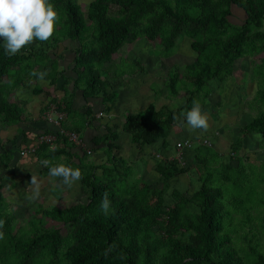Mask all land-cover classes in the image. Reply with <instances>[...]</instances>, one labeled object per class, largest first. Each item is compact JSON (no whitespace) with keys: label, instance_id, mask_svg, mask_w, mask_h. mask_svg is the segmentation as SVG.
Instances as JSON below:
<instances>
[{"label":"trees","instance_id":"16d2710c","mask_svg":"<svg viewBox=\"0 0 264 264\" xmlns=\"http://www.w3.org/2000/svg\"><path fill=\"white\" fill-rule=\"evenodd\" d=\"M52 2L59 20L48 40L34 39L35 43L8 56L0 38V124L19 127V136L5 142L0 137V180L5 184L17 177L21 160L31 168L41 165L39 178L50 176V165H42L43 159L51 165L64 162L81 169L82 176L74 183L81 187L84 199L65 207L36 203L27 223L21 224L23 219L9 214L13 203L0 191V264H264V163L246 165L238 154L255 136L264 149V109L242 126L229 159L219 168L209 161L215 157V149L202 147L206 144L195 148L193 166L199 179L193 191L172 183L192 170V165L182 167L176 159L160 160L156 169L164 187L159 192L148 185L141 188V180L131 179L132 168L118 152L117 126L105 125L102 133L92 136L93 149L104 150V157L89 156L87 137L80 129L94 126L98 121L94 116L105 113L92 106H87L85 113L73 110L70 96L56 102L60 111L77 116L74 124L28 127L23 124L22 105L11 100L27 76L49 69L56 60L49 49L55 48L57 57L59 43L78 45L73 79L87 102L110 85L105 80L107 73L117 76L121 65L112 63L113 56L127 44L145 38L158 47L155 53L168 55L189 39L197 57L169 76L166 87L170 98L178 97L182 89L187 101L197 95L208 98L212 80L226 82L234 75L236 62L248 57L254 63L245 69L248 81L256 82L255 101L264 106V57H258L264 53V0H91L85 10L81 0ZM239 12L245 18L237 24L232 19ZM37 64L41 65L38 70ZM127 70L121 69L118 76ZM51 75L47 73L45 78ZM64 77L67 80L62 84H56L53 77L50 84L66 91L70 78ZM187 108L184 104L157 110L150 104L143 111L125 114L119 128L138 146L162 141L167 149L171 130L187 124ZM63 128L80 133L78 145L85 143L82 152L69 150L73 140ZM46 135L52 139H42ZM37 137L41 142L33 148ZM23 150L28 152L22 158ZM28 155L35 157L31 160L34 164ZM234 158L240 160L237 166L232 165ZM247 168L248 174L251 170L257 173L255 181L239 183ZM10 187L16 190L17 184L12 182ZM106 193L111 202L107 214L101 209ZM238 243H242L240 249Z\"/></svg>","mask_w":264,"mask_h":264},{"label":"rangeland","instance_id":"374dc122","mask_svg":"<svg viewBox=\"0 0 264 264\" xmlns=\"http://www.w3.org/2000/svg\"><path fill=\"white\" fill-rule=\"evenodd\" d=\"M81 1L83 9L85 10L91 0ZM244 15V13L239 12V14H236V16L232 19L233 22L237 24L240 23V21L245 18ZM31 43H35V41L33 40ZM29 44H26V46ZM63 47L64 44L59 43L58 49L56 50L57 53H60ZM54 49L55 48L49 49V52L52 53L53 56ZM122 50L125 51L124 55H115L112 62L114 64L121 65L118 69L119 72H121V69L123 70L128 68V70L123 74V76H118L119 72L117 73L118 77L110 76L108 73L105 76V80L110 84L104 90L106 95H111L113 92H117L118 94L117 98L113 100L112 105H110V110H114V113H111L113 114L111 117L112 119L108 116H103L99 119L102 121V124H104V120L111 119L109 124L117 126L122 148H125L126 152L134 154V157H136L138 154L144 153L145 151H142V149L137 151L138 145L132 142L129 135L119 128L120 124H122V115L125 110H130L131 113H135L137 111L136 109H143L145 108V105L149 103L154 104L157 110L162 109L164 106L177 108L184 104H187V110H190L194 103H199L203 111L207 114L209 121L208 128L190 129L188 124L184 126L178 125V127L171 130L168 138V142H171L172 146V152H170L171 154L174 151V154L177 153L176 144L179 141H183L184 138H190V140L194 142V148L192 147L182 150L181 164H179L182 167L192 165L193 169L186 174L175 177L176 179L172 181L174 187L178 186V189H182L184 191L190 189L193 191L194 186L197 184V172L194 169V166H196L194 159L195 148L204 143V141H206L210 147L220 145L221 151L223 150L227 156L225 160H228V155H231L232 152V143L236 138L241 136L242 126L253 117L257 116L259 111L264 109V106L256 104L255 95L258 87L256 82L248 81V70H245L246 68H249V66L252 67L254 63L251 64L252 62L248 57L238 60L235 65L236 69L234 75L227 79L226 82L217 78L212 80V92L208 98L202 99L197 95V97L195 96L193 99L187 101L185 89L181 90L178 97L170 98L167 95L168 90L165 82L168 80L169 76L178 73L180 68H182L185 64L191 63L196 59L197 53L191 48L189 39H187L184 44H181L175 52L168 55L155 53L154 51L158 50V47L153 42L147 41L145 38L138 41L136 44L126 45V47ZM260 56L264 57V53H261L258 57ZM65 61L68 62L69 59L66 58ZM257 61H259L258 58ZM50 64L51 65L46 73H50L52 75L47 79L50 80L53 77L54 80H57L56 84H58V81L67 80L64 77V74H66L65 72L60 74V72L64 70L63 66L65 64H62L57 60H54ZM129 66H135V69L132 70ZM40 67L41 65L37 64L35 69L38 70ZM69 77L70 76L67 78ZM32 80L33 79H30V81ZM71 83L73 84V81L69 80L67 85L69 86ZM40 86L41 89L37 95L42 98V101L46 97L50 98L52 95L58 96L62 94V92L56 94V88L51 89L49 86L44 85L43 82ZM151 87H153L154 90H152ZM44 92L46 94H44ZM22 95H26V97H24L25 99ZM15 96L16 97L14 99L18 101L26 100L25 102H28L29 100L27 93H19ZM99 96L103 97L104 92L101 91ZM204 101L206 105L202 106ZM134 105L137 107L135 108ZM54 118H57L56 115ZM16 136H19V130L17 127L13 125L4 126L0 124V137H3L2 141L5 142L10 138H15ZM258 142L259 136H255L253 140L249 141L248 146L239 150L238 154L240 158H244L246 165L250 164L263 166L261 163H264V149L258 146ZM154 145L155 146L150 149L154 150L157 146L159 148L161 147L160 141L156 142ZM32 157L35 158L34 156H31L28 160L29 162H32ZM233 160L234 163L232 165L237 166L240 161L239 158H234ZM152 161L153 159L151 157L149 163H147L148 161L145 163L142 162L141 167L136 165V168L140 170L138 177H140L143 182L145 181V178L149 181H154L153 174L151 173L155 172L153 168L155 164H152ZM32 163L34 164V162ZM149 164L151 167L148 168ZM205 170L206 168L202 169L203 172ZM248 170V168L245 170L246 173L243 175L244 180H240L239 183H243L247 179L251 183L255 181L257 173L254 170H251L248 174ZM39 171L40 169H37V167L31 168L27 165V162H23L21 160L20 168L17 170V177H14L12 180H8L11 184L10 182H6L4 184L0 180V191L6 195L9 201L13 203V206L11 204V212H9V214L18 220L23 219L21 224L27 223V219H29V216L32 214L31 210L36 203H41L44 206L58 205L60 207H65L74 204L80 198V200L84 199L82 198L83 192L81 191L78 183L68 186L63 184L62 177L49 176L39 178ZM33 173L40 181V196L37 199H30L33 186L30 185L29 182ZM12 182L17 184V188L16 190L13 189L11 191L10 186L12 185ZM225 188L228 187L225 186ZM234 189L235 187L231 188L229 191ZM12 196H14V198L10 200ZM170 200L171 198L168 199V201ZM236 246L240 249L242 243H238Z\"/></svg>","mask_w":264,"mask_h":264},{"label":"crops","instance_id":"0c3cea01","mask_svg":"<svg viewBox=\"0 0 264 264\" xmlns=\"http://www.w3.org/2000/svg\"><path fill=\"white\" fill-rule=\"evenodd\" d=\"M140 40H142V39H140ZM140 40H138V41H140ZM136 43H133V44H136ZM131 44L132 43H129L127 45H131ZM77 46L78 45H75L73 42H69L68 41L67 43L64 44V47H63L62 51L60 53H57V57H54L52 55V57L54 59H56L58 62H60L62 64H65L63 66L64 70H62L60 72V74L65 72L68 76H70L69 80L73 81V84L71 83V84H69V86L67 85L68 90L65 91V89H63V88L61 89V86H56L53 83L50 84V80L47 79V78H45L43 81H41L36 76L29 75L26 78L27 79L26 83L24 85H22L20 88H17V90L14 91V94L11 96V100L12 101H15V99H14L16 97L15 95L19 94V93H27L28 96H29L28 102H25L26 100L25 101L16 100L23 107V124L24 125L28 124L27 125L28 127H32L33 125H37L38 127H46L47 124H56L55 122H53V121L49 120L48 118H46V116L44 114L46 112H48V113L52 114L51 116L53 118L55 117V115H56V117H58V113L57 112L60 111V109H58V102H56V101L69 100L70 96L72 97V109L73 110H77V111H79L81 113H85L86 110L88 109L87 106H92L94 108V111L96 110V112H103L109 118H111L113 116V114H111V113H114V110H112V109L110 110V105H112L113 100H115L117 98V96H118L117 92H113L112 93V94H116L112 98L110 96V94L106 95L105 91H102V92H104V96L103 97H100L99 96L100 93H98L95 97L91 96L88 99L86 98L87 102H85V99L83 98V95H82V90L80 88H76L74 86V79H73V76H75V73L73 71L74 58H75L74 49H76ZM124 52H125L124 50H121L118 53H116L115 55H124ZM115 55L113 57H115ZM66 58L69 59L68 62L65 61ZM66 74H64V76L68 77ZM110 74H112V76H114L113 75L114 73H109V75ZM71 76H72V78H71ZM29 78L33 79V80L30 81ZM28 79H29V81H28ZM61 81H63V80H61ZM61 81H59L58 83L62 84ZM42 82L44 83V85L49 86L51 89L52 88H56V90H55L56 94H59L61 92H62V94L58 95V96L52 95V96H50V98L45 96L46 98L42 101V98H40V96L37 95V93H39V91L41 89L40 85H41ZM165 85H166V82H165ZM151 88H152V90H154L153 87H151ZM44 94H46V93L44 92ZM22 97L24 98V97H26V95H22ZM53 98H55V99H53ZM102 101H104V102H102ZM105 103H106V105H105ZM149 104H146L145 108H143V109H136L137 111L135 113H138L140 111L145 110L149 106ZM134 106H135V108L137 107L136 105H134ZM101 107H103V108H101ZM97 109H100V110H97ZM109 111H111V112H109ZM128 112L131 113L130 110H125L123 112L124 114L122 115V121L124 120L125 114H127ZM93 114L90 117H93L94 116ZM99 118L100 117H98V113H97L94 116V119H97L99 121V123H98V121L95 123V125L98 126V129H96L94 127L95 125L94 126H92V125L85 126L84 125V128L80 129L81 126H80V128H78V130L80 129L81 132H84L83 136L87 137V142H88V147H89L88 150H92L93 147H94V144L92 142V136L95 133H100V132L102 133L101 130L105 129V125L106 126L110 125L109 121H111V119H112L111 118V119L104 120V124H102V121ZM77 119L78 118H77L76 115H72V114L69 115L67 113V117H66L64 122H68L70 124H74ZM14 126L18 127L16 125H14ZM110 126H112V125H110ZM18 129H19V127H18ZM39 129H41V128H39ZM29 131L31 133L35 134L32 129H29ZM77 135H78L79 139H81L80 133L77 132ZM168 138H169V136H168ZM186 139H190V138H184L183 140H186ZM72 142H71V147L69 148V150H71V152H73V153L82 152L83 147L85 146V143H83V146H81V145H78L80 143H77L75 141H72ZM119 143H120V140H119ZM160 143H161V145H160L161 147L159 148L157 146V147H155L154 150L150 149V148L155 146L154 145L155 143L151 144V145L150 144H145V145H143V147L138 146V150L137 151L142 149V151H145V152L141 153V154H138L136 157H134V154H129L128 152H126L125 148H122L121 144H120V150H118L119 155L124 157L126 159L128 165H130V167L132 168L130 173H131V177H132L131 179H133L134 181H136V179L137 180H141V178L138 177L140 170H138L136 168V165L141 167L142 166L141 165L142 162L145 163L146 161H148L147 163H149V160H151V157H152V159H153L152 164L153 163L155 164L154 167H153L155 172L151 173V174H153L154 181H152L151 179H150L151 181H149V180H147L145 178L146 182L145 181L143 182L141 180L140 187L141 188H145L148 185L151 188H154L156 191H159V192L164 187V182L161 179L162 177L157 172L156 166H157V164L159 163L160 160H162V159L166 160L168 158H172L173 154L175 152L174 151L172 154L170 153V152H172L171 142L169 143L170 145L167 148L168 151L165 150L164 147L162 146L163 142L160 141ZM201 145H204V144H201ZM209 146L210 145L206 144V145H204L202 147H209ZM104 147H105V145L101 146V148H104ZM194 147L195 146H193V148ZM212 149H215L216 152L213 153L215 157H210L209 158L210 164L212 166H214L215 168H219V166H221L223 164V162L225 161V158L227 156H226V154L224 153L223 150L221 151L220 145H215L214 147H212ZM100 150H98V151L94 150L92 153L89 154V156L92 157V158H94V157L95 158L104 157V155H105L104 150H101V151ZM29 156H31V155H28L27 157H29ZM64 157L65 156H63V158ZM194 157H195V155H194ZM22 158H23V156H22ZM194 159L196 161V158H194ZM33 160H34V158L32 157V161ZM74 160H75V158L73 157L72 161H74ZM168 160H166V162ZM169 161H171V160H169ZM149 167H151L150 164H149L148 168ZM41 168H42V166L39 165L38 169H41ZM47 177H49V176H47ZM198 177H199V175L197 174V179H199ZM41 178H44V177H41ZM171 188H173V186L170 187L169 192H171ZM80 189H81V187H80Z\"/></svg>","mask_w":264,"mask_h":264},{"label":"clouds","instance_id":"9594fccd","mask_svg":"<svg viewBox=\"0 0 264 264\" xmlns=\"http://www.w3.org/2000/svg\"><path fill=\"white\" fill-rule=\"evenodd\" d=\"M58 20V11L52 0H0V38H3L5 54L8 56L16 55L26 44L31 43L34 39L39 41L48 40L55 32ZM46 74V71H40L39 73L34 71L32 73L33 76H37L41 81L45 79ZM57 113V118H53L52 114L48 112L44 115L60 126L65 121L67 113L65 111H58ZM184 115L190 129H207L209 126L207 114L199 103H194L193 107L187 110ZM99 117H102L101 113ZM62 131L69 138L71 134H77V132L66 128H63ZM42 139L50 141L52 137L46 135ZM40 142V139L37 137L33 146L37 148ZM176 154H173V159L171 160H178L175 158ZM21 155L24 156L22 151ZM178 161L181 163V160ZM41 164L45 166L50 165L49 175L52 177H62L63 184L68 186H72L82 176L79 167L74 168L64 162L51 165L48 159H43ZM29 183L33 186L30 199H37L40 196L39 178L33 173ZM110 204L111 202L106 193L101 202V209L106 214L110 209ZM2 226L3 221L0 220V227ZM2 236L3 233H0V237Z\"/></svg>","mask_w":264,"mask_h":264},{"label":"built area","instance_id":"2783aa9c","mask_svg":"<svg viewBox=\"0 0 264 264\" xmlns=\"http://www.w3.org/2000/svg\"><path fill=\"white\" fill-rule=\"evenodd\" d=\"M70 140H73L77 143H81L79 137L77 136V134H71L70 135ZM202 144H207L206 141H204V143ZM194 146V142L190 139H186V140H183V141H179L177 143V154L175 155V158H177L178 160H181V156H182V150L183 149H188V148H192ZM33 148H35L33 146ZM26 152H28L27 150H23L22 151V154L25 155ZM89 153H91V150L88 151ZM169 160L173 159V158H168Z\"/></svg>","mask_w":264,"mask_h":264}]
</instances>
